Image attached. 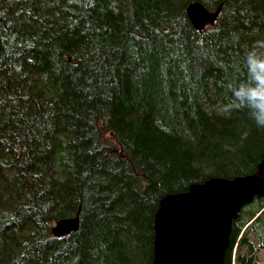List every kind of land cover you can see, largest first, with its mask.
Here are the masks:
<instances>
[{"label":"trees","instance_id":"obj_1","mask_svg":"<svg viewBox=\"0 0 264 264\" xmlns=\"http://www.w3.org/2000/svg\"><path fill=\"white\" fill-rule=\"evenodd\" d=\"M256 42L264 0H0V264H152L162 196L257 170L264 128L220 110ZM249 234L264 250V194L222 264H257Z\"/></svg>","mask_w":264,"mask_h":264},{"label":"water","instance_id":"obj_2","mask_svg":"<svg viewBox=\"0 0 264 264\" xmlns=\"http://www.w3.org/2000/svg\"><path fill=\"white\" fill-rule=\"evenodd\" d=\"M220 10L207 11L195 1L185 14L195 29L212 22ZM264 194V150L253 173L232 178L210 177L185 191L166 194L153 217L152 264H222L231 221L254 195ZM77 215L54 222L50 232H74Z\"/></svg>","mask_w":264,"mask_h":264},{"label":"clouds","instance_id":"obj_3","mask_svg":"<svg viewBox=\"0 0 264 264\" xmlns=\"http://www.w3.org/2000/svg\"><path fill=\"white\" fill-rule=\"evenodd\" d=\"M241 64L245 76L230 86L220 110L245 111L258 128H264V42L254 43Z\"/></svg>","mask_w":264,"mask_h":264},{"label":"rangeland","instance_id":"obj_4","mask_svg":"<svg viewBox=\"0 0 264 264\" xmlns=\"http://www.w3.org/2000/svg\"><path fill=\"white\" fill-rule=\"evenodd\" d=\"M248 238L251 242L253 250H255V256H256V260H257L256 263L257 264H264V250L261 247H259L255 236H253L252 234H249ZM87 251H88V249H87Z\"/></svg>","mask_w":264,"mask_h":264},{"label":"bare ground","instance_id":"obj_5","mask_svg":"<svg viewBox=\"0 0 264 264\" xmlns=\"http://www.w3.org/2000/svg\"><path fill=\"white\" fill-rule=\"evenodd\" d=\"M209 24H212V23H209ZM209 24H208V25H209ZM204 25H205V24H204ZM205 27H206V26H205ZM205 27H203V28H205ZM53 236H54V235H53Z\"/></svg>","mask_w":264,"mask_h":264}]
</instances>
